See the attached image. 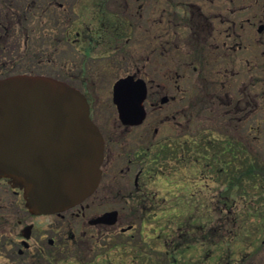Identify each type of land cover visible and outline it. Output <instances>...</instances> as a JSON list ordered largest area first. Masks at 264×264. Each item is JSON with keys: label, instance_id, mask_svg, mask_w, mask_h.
<instances>
[{"label": "flooded vegetation", "instance_id": "flooded-vegetation-1", "mask_svg": "<svg viewBox=\"0 0 264 264\" xmlns=\"http://www.w3.org/2000/svg\"><path fill=\"white\" fill-rule=\"evenodd\" d=\"M112 1L117 0H0V77L20 65H41L45 58L52 62L56 57L50 49H64L69 57L75 56L69 58L71 63L75 60L82 74L85 71L77 79L78 88L87 96L100 127L96 119L100 109L89 92L90 68L95 75L96 65L116 67L123 61L126 67L117 72L115 81L132 75L147 87L141 124L108 123L121 126L123 133L104 135L102 179L82 203L60 214H36L23 190L0 176V264H264V234L249 232V228L243 233L239 219L227 217L234 209L224 203H220L221 219H225L220 233H211L189 214L170 230L159 220L153 232L147 231L159 216L157 192L149 184L156 177L147 164L148 154L167 151L181 185L176 186L183 187L186 196L189 191L184 183L194 182L191 173L203 164L206 174L222 176L224 170L222 174L212 170L208 161L226 159L223 146L228 140L245 147L251 159H258L241 139L222 128L228 118L239 123L250 120V127L260 128L264 0H123L124 10L117 15L111 13ZM111 59L115 60L111 63ZM65 74L63 78L74 80L70 72ZM165 128L169 131L163 134ZM212 189L210 185L197 189L205 196L202 205L219 204L211 198ZM110 201L135 210L141 224L138 243H131L134 236L130 235V240L116 245L120 255L97 248L99 236L117 231L121 224L120 208L92 214ZM185 202L183 198L180 204ZM112 211L118 213L115 223L97 221ZM66 214L75 219L67 220ZM81 219H88V230L80 226ZM120 227L121 237L136 228L133 223ZM226 236L238 239L237 248H226ZM243 237L248 240L244 242ZM247 247L252 248L251 256L244 254Z\"/></svg>", "mask_w": 264, "mask_h": 264}, {"label": "water", "instance_id": "water-1", "mask_svg": "<svg viewBox=\"0 0 264 264\" xmlns=\"http://www.w3.org/2000/svg\"><path fill=\"white\" fill-rule=\"evenodd\" d=\"M147 87L132 75L118 79L114 101L124 124H140ZM104 136L84 93L43 74L0 78V176L24 190L36 214L61 213L97 189ZM117 211L97 221L115 223Z\"/></svg>", "mask_w": 264, "mask_h": 264}, {"label": "rangeland", "instance_id": "rangeland-1", "mask_svg": "<svg viewBox=\"0 0 264 264\" xmlns=\"http://www.w3.org/2000/svg\"><path fill=\"white\" fill-rule=\"evenodd\" d=\"M124 2L123 0H117L110 2V10L111 13L114 15L120 14L124 10ZM75 18V17H74ZM50 51L53 53V55L56 57V60L53 59L52 62H48V58H45L44 62L41 65H30V66H24L20 65L13 73L8 74L9 76L16 73H33V74H48V75H54L58 77H65V73H71V78L74 79L71 82H74L77 87L80 86V80H77L78 78H83L85 75V71L82 74L83 70L81 65H78L76 61L74 60L73 63H71L70 59H73L75 56L71 55L69 57V52H66V50L62 49H53L51 48ZM74 51V50H73ZM70 58V59H69ZM77 59V58H76ZM115 59H111L110 62L112 63ZM69 61V62H68ZM109 61V60H108ZM62 62V63H61ZM68 62V63H64ZM67 65V66H66ZM126 64L123 61H119L118 65L115 67L114 65L110 66L109 68L103 67L100 68L97 65L95 66L96 71L98 72L95 75H93L91 72V68L89 71L88 76V84H89V92L95 96V103L98 105L100 112L97 113V121L100 123L104 135L109 136H117L119 135V132L123 133L121 126H112L109 127L108 123H119L118 118V112L116 110L115 104L112 99V84L114 83L116 79V75L118 71H121V68H125ZM86 64L84 65L85 68ZM130 67H132L130 65ZM7 75V76H8ZM228 118V116H227ZM250 121V120H248ZM244 120V122H231L229 118L227 119L228 124L224 125L222 128L225 133H228L229 135H232L235 139H241L243 141V145H245L250 152L258 158V160H261L264 163V114L261 113L260 118V128H252L250 125H252V122L250 123ZM121 128V129H120ZM258 129V130H257ZM169 131V129H163L162 133L165 134ZM126 135V134H125ZM135 136H139V134H135ZM237 139V140H238ZM197 168V167H195ZM195 172V171H193ZM134 176L135 172L131 176V183L134 182ZM188 179V178H187ZM194 176L190 177V181H193ZM155 180V181H154ZM178 179L173 178L171 180H168L164 175H161L160 177H156L155 179L151 178L149 181V184L153 191L157 192L156 195L158 197L159 202L156 203L158 206L157 209L159 210V216L157 217L158 221H153L147 226L148 232H153L154 227L158 225L159 220L161 221L162 227H166V230H170V227L175 226L177 222H183L184 217H179L172 215L173 213L180 214L182 211L187 210V214L196 216L198 219L199 216H206L207 212L205 209V206L202 205L204 201V195L197 192V189L201 187L199 184L202 181V177L196 178V182H190L187 180L185 185V190L189 193H186V195L183 194V187L181 190L178 189L176 185H180V182L177 183ZM213 184V182H211ZM181 186V185H180ZM195 192V193H194ZM197 193V196L195 197V194ZM186 198L187 202L186 204L182 206L180 204V201ZM199 198V199H198ZM190 200V201H188ZM201 202V203H200ZM195 204V205H194ZM196 206V209L194 207ZM106 207L103 208H96V210L93 211V215L98 214L102 211L112 209L114 207L120 208V226L127 227L129 224H135L136 228L133 231H128V233L125 236L118 235L117 231H120V226L117 228V231L114 232H103L99 237L101 238L99 241V244L97 245V248L101 250L102 252L105 251H111L112 255L119 254L121 251L116 250V245L119 244V242H123L126 239L130 240V235H133V240H130V242H139L140 240V230H141V224L140 219L138 216V213L135 210H130V208H127L123 205L120 201H110L105 204ZM168 208H173L171 211H168ZM190 208V212L189 209ZM207 208V205H206ZM163 212V214H162ZM166 212V213H164ZM91 214V215H92ZM90 215V216H91ZM65 217L67 220H74L75 218L69 214H66ZM162 217V218H161ZM52 218L59 222L61 221L58 215H52ZM161 218V219H160ZM169 218H171V221H168ZM80 220L81 224L80 226H83L85 230H88L90 226L88 225V219ZM255 220V218L251 217L249 219L248 226L250 227V232L255 233V227L258 228L254 223H252ZM76 221V220H75ZM79 230L82 229L81 227L78 228ZM260 230V234H264V224H261L258 228ZM160 232L162 231L161 228L158 229ZM244 241V240H243ZM245 242V241H244ZM131 248V247H130ZM248 248V247H247ZM243 249H246V245ZM249 254L251 256L253 254L252 248H248L247 251L244 254ZM120 255V254H119ZM197 258V257H194ZM217 258V257H214ZM118 260V259H116Z\"/></svg>", "mask_w": 264, "mask_h": 264}, {"label": "trees", "instance_id": "trees-1", "mask_svg": "<svg viewBox=\"0 0 264 264\" xmlns=\"http://www.w3.org/2000/svg\"><path fill=\"white\" fill-rule=\"evenodd\" d=\"M223 148L226 149V151L223 152V154L226 155V159L208 161L211 163L212 170L216 169L218 173L221 172V174L224 170L222 176H214L213 173H210V175L206 174L207 169H205L206 166L204 164L203 167L195 169V172L191 173L195 178L193 179L194 181L197 176L200 178L202 177V181L199 185L213 186L211 198L219 201V204H215L214 202L207 204V208L206 205H204L207 215L199 216V218L196 219V223H199L200 226L203 228L205 227V229L208 228V231L211 233H220L219 226L225 221L224 218L221 219L222 206L220 203H224L234 209V212L228 214L227 217L230 218L233 216L239 219L237 221L238 227L243 225V233L247 232V228H249L250 232V227L247 222L251 217L255 218L252 223L256 222L254 224L258 228L261 224H264V163L258 159H251L245 147L241 148L240 145L233 143L231 140H228V143H226ZM220 153L222 154L221 150L218 151V154ZM169 157L167 151L164 152L163 155L157 152L148 154L147 164L152 167L150 172L155 176L158 174L164 175L168 180L175 178V163L173 160L169 159ZM235 157H239V159H235ZM187 178L188 176H185L184 179L187 180ZM211 182H213V184ZM217 187L222 190L217 189ZM216 190L221 192H217ZM176 216L186 217L187 210L184 212L182 211ZM232 224L234 223L231 222V225ZM258 228L255 227V231L260 232ZM196 231L198 232L199 230L197 229ZM223 239L227 243L226 248H237V238L226 236ZM243 240L246 241L248 238L243 237ZM254 241H256V239H254Z\"/></svg>", "mask_w": 264, "mask_h": 264}]
</instances>
